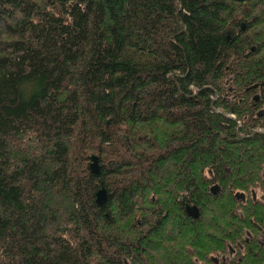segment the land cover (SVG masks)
Instances as JSON below:
<instances>
[{
	"label": "trees",
	"instance_id": "trees-1",
	"mask_svg": "<svg viewBox=\"0 0 264 264\" xmlns=\"http://www.w3.org/2000/svg\"><path fill=\"white\" fill-rule=\"evenodd\" d=\"M227 76L264 81V0H0V264L237 247L226 186L256 185L264 137L227 117Z\"/></svg>",
	"mask_w": 264,
	"mask_h": 264
},
{
	"label": "flooded vegetation",
	"instance_id": "flooded-vegetation-1",
	"mask_svg": "<svg viewBox=\"0 0 264 264\" xmlns=\"http://www.w3.org/2000/svg\"><path fill=\"white\" fill-rule=\"evenodd\" d=\"M255 51V45H251L250 52ZM245 56V54H244ZM225 84L228 86L224 99H227L228 112L237 107L242 113L241 120L237 121V114H227L231 120H235L238 126H244L247 123L248 127H254L253 133L261 134L264 137V81L237 86L233 81V77L227 76ZM217 96L214 97L216 99ZM264 164V162H263ZM264 171V167H263ZM210 190H214L216 195L220 187L217 184L212 185ZM227 196L233 197L234 201V216L244 221L251 228L245 230L244 236L235 242L237 247L231 245V238L224 236L222 241L226 239L224 245L225 252H211L208 259L213 264H241V261L248 256L247 250H252V255L260 254L258 264L264 262V172H261L260 179L256 181V185L226 186ZM239 195V196H238ZM187 206V205H186ZM185 206V207H186ZM195 206V205H188ZM198 209V208H197ZM199 212V211H198ZM255 249V250H253ZM229 262V263H227Z\"/></svg>",
	"mask_w": 264,
	"mask_h": 264
},
{
	"label": "water",
	"instance_id": "water-1",
	"mask_svg": "<svg viewBox=\"0 0 264 264\" xmlns=\"http://www.w3.org/2000/svg\"><path fill=\"white\" fill-rule=\"evenodd\" d=\"M89 168L92 173H97L98 172V164H97V157L96 156H91V163L89 165ZM107 199V193L105 188L102 186L100 187L96 194H95V203L97 207H101L105 204ZM185 210L187 214L190 217L197 218L199 216V212L196 206H186Z\"/></svg>",
	"mask_w": 264,
	"mask_h": 264
},
{
	"label": "bare ground",
	"instance_id": "bare-ground-1",
	"mask_svg": "<svg viewBox=\"0 0 264 264\" xmlns=\"http://www.w3.org/2000/svg\"><path fill=\"white\" fill-rule=\"evenodd\" d=\"M239 196V195H238Z\"/></svg>",
	"mask_w": 264,
	"mask_h": 264
}]
</instances>
